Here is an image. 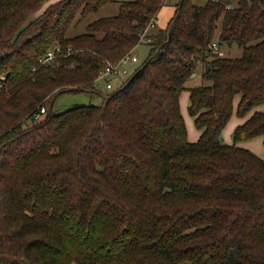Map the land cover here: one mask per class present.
Instances as JSON below:
<instances>
[{"label": "trees", "instance_id": "obj_1", "mask_svg": "<svg viewBox=\"0 0 264 264\" xmlns=\"http://www.w3.org/2000/svg\"><path fill=\"white\" fill-rule=\"evenodd\" d=\"M46 1L0 0V264H264V156L236 145L264 137V0H179L118 89L59 113L55 96L94 89L164 0L122 1L73 36L117 0H58L24 26ZM233 114L248 117L224 144Z\"/></svg>", "mask_w": 264, "mask_h": 264}, {"label": "rangeland", "instance_id": "obj_2", "mask_svg": "<svg viewBox=\"0 0 264 264\" xmlns=\"http://www.w3.org/2000/svg\"><path fill=\"white\" fill-rule=\"evenodd\" d=\"M52 1H55V0H47L37 11L33 12L25 21L24 26H26L31 21H34L35 19H37L43 13V11L47 9V7L52 5ZM122 1H125V0H117V2H115L114 4L113 3L109 4L105 7L98 9L95 12L90 13L82 21H80L74 26H71L69 30L67 31V36H73V35L85 32L86 25L96 20V18L98 19L102 17L115 15L118 12L119 3ZM205 1L206 0H192V3L196 5H202ZM178 2L179 0H164L162 9L160 10L159 15H158L159 21H157L156 29L164 28L167 25L170 18L174 15L176 4ZM220 23L221 22L219 20L217 25H219ZM221 50L225 56L240 57L241 55V50L236 46H232L231 48H229L223 45L221 46ZM132 53L137 55L138 62L128 64V69L131 75L133 71L137 67H139V65L144 61V59L148 55L149 46L148 45L136 46L132 50ZM130 76H128V78ZM2 78H3V75H2ZM113 84L114 86H118L119 81L116 79H113ZM109 93L110 91L105 88V85L102 82H96V83L94 82V89L92 90H85V91H80V92H75V93L74 92H62V93H59V95L55 96L53 100L52 111L55 113H59V112L65 111L75 106L100 105L103 102V96ZM187 99L188 97H186V94L183 93L179 101L180 112L181 114H183L182 116L184 118V122L186 126L187 138L190 142H194L197 140V134L199 133V130L195 128L193 118L190 117V115L188 114L187 106H188L189 100ZM237 119L239 118H237L235 115H232L228 123L223 128L221 132V139L224 144L233 143L231 129L233 127V124L237 121ZM263 138L264 137H256L251 140L238 142L236 143V145L245 147L247 149L253 148L255 150L254 153L263 158L264 156Z\"/></svg>", "mask_w": 264, "mask_h": 264}, {"label": "built area", "instance_id": "obj_3", "mask_svg": "<svg viewBox=\"0 0 264 264\" xmlns=\"http://www.w3.org/2000/svg\"><path fill=\"white\" fill-rule=\"evenodd\" d=\"M213 1V0H212ZM230 8V5L227 6ZM156 21L157 20H151V22L148 24V26L145 28L144 33L142 34L143 36L140 37V43L137 45H148L151 42L150 38L145 37L144 35L148 33L150 30H155L156 29ZM210 50L212 52L218 53L217 55L219 56H224V53L222 52L221 48L218 47L217 42L213 41L210 46ZM60 53V48L59 46H54L50 50H48L42 57L38 59V63L40 65H47L49 64H54L56 62L57 56ZM138 62V57L136 54L132 53V51L126 53L120 60L117 62H106V65L104 66L103 69H101L96 78L94 79L93 82H102L105 85V88L109 90L110 92L118 89L123 82H125L126 78L130 76V71L128 69V64L129 63H135ZM200 64V63H199ZM113 79H116L119 81L118 86H114L113 84ZM45 107H41L39 109V112L34 114L33 120L37 121L39 120L42 115L45 113Z\"/></svg>", "mask_w": 264, "mask_h": 264}, {"label": "crops", "instance_id": "obj_4", "mask_svg": "<svg viewBox=\"0 0 264 264\" xmlns=\"http://www.w3.org/2000/svg\"><path fill=\"white\" fill-rule=\"evenodd\" d=\"M56 1H58V0L52 1V3L56 2ZM161 9H162V7H161ZM161 9H160V10H161ZM160 10H159V12H160ZM159 12H158V15H159ZM158 15H157V19H156L157 21H159V20H158ZM157 21H156V24H157ZM200 81H201V79H200V72L198 71V72L194 73V75H191V79L188 81V85H189V87L197 86V85L200 84ZM183 93L186 94V97L189 96V93H188L187 91H183V92L180 94V97H181V95H182ZM180 97H179V101H180ZM237 100H238V99L236 98L235 101H234V107L236 106ZM233 115H235V114H233ZM235 116H236V115H235ZM247 117H248V116H247ZM247 117L242 118V119H241V118L237 119V121L233 124V127H232L231 131L233 132L234 128H235L237 125L241 124V123H242ZM237 118H238V117H237ZM199 134H200V132L197 134V139H198V137H199ZM249 150L252 151L253 153L255 152V150H254L253 148H250Z\"/></svg>", "mask_w": 264, "mask_h": 264}, {"label": "water", "instance_id": "obj_5", "mask_svg": "<svg viewBox=\"0 0 264 264\" xmlns=\"http://www.w3.org/2000/svg\"><path fill=\"white\" fill-rule=\"evenodd\" d=\"M192 75H194V73Z\"/></svg>", "mask_w": 264, "mask_h": 264}]
</instances>
